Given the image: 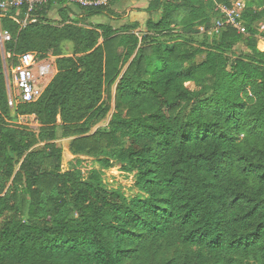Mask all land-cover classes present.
I'll use <instances>...</instances> for the list:
<instances>
[{"label": "trees", "instance_id": "trees-1", "mask_svg": "<svg viewBox=\"0 0 264 264\" xmlns=\"http://www.w3.org/2000/svg\"><path fill=\"white\" fill-rule=\"evenodd\" d=\"M233 1L150 0L159 18L141 38L138 23H87L108 8L72 18L66 1L24 28L12 17L26 9L0 17V264H264V0L249 2L263 10L246 9L245 34L209 37ZM4 52L11 70L29 52L56 58L35 103L10 108ZM60 140L136 173L139 193L65 170Z\"/></svg>", "mask_w": 264, "mask_h": 264}, {"label": "built area", "instance_id": "built-area-1", "mask_svg": "<svg viewBox=\"0 0 264 264\" xmlns=\"http://www.w3.org/2000/svg\"><path fill=\"white\" fill-rule=\"evenodd\" d=\"M60 1H66L71 5L85 9H97L108 8L113 0H0V17L7 16L12 11L19 13L22 9H26L24 19H20L18 16L12 17L17 24L24 28L36 22V20H32L31 15L37 8L49 2L57 3ZM246 9L247 5L243 0H234L230 6H218L217 10L220 18L214 22L208 34L211 36L219 35L228 28L235 29L240 34H245L244 14ZM199 31L201 34L207 33L204 27H200ZM0 39L2 43L3 39L5 42L11 40L8 33L1 31V25ZM11 74L19 104H31L40 99L49 85L46 84L43 88L41 82L47 81L49 78L52 80L57 74V69L53 68L51 63L41 60L38 54L29 52L19 58V63L17 67L12 69ZM6 76L8 80L9 106L10 108H14L17 103L12 98V82L9 80V75Z\"/></svg>", "mask_w": 264, "mask_h": 264}, {"label": "rangeland", "instance_id": "rangeland-1", "mask_svg": "<svg viewBox=\"0 0 264 264\" xmlns=\"http://www.w3.org/2000/svg\"><path fill=\"white\" fill-rule=\"evenodd\" d=\"M150 0H122L116 3H111L108 7V11L106 14L98 15L91 18L87 23L92 25L96 24H106L112 26L116 30H120L125 25H131L134 23H138L140 25L139 30L135 31L137 35L143 37L147 32L146 24L153 17L154 19L159 18V15H151L147 12ZM135 6H139L138 8H133ZM71 8L72 13L70 17L74 18L75 16L82 15L81 11L75 7L74 5L69 6ZM48 19L52 22L59 24L61 21V17L59 15V8L56 6L53 8L49 14ZM263 23V20L261 21ZM211 37V35H208ZM4 39L2 45H4ZM165 46V45H164ZM64 54L72 55L73 54V45L71 43H66L64 46ZM9 56L4 52V60L6 67V75H10L12 82V70L9 67L11 63H9ZM47 63H51L53 68L55 67L56 58L53 55H49L46 59H44ZM9 69H8V67ZM8 69V70H7ZM9 73H8V72ZM53 80V79H52ZM50 78L47 81H42L41 84L43 88L46 84H50L52 81ZM12 93L13 100L16 101V106L11 109H16L19 105V101L17 99L16 88L12 82ZM110 122V117H108L101 126H107ZM13 125H22L25 127H37L39 124L35 117H16L13 119ZM60 145L64 150V169H78L82 171V173L88 177V175L92 171H100L103 173V179L107 183L108 187L113 189H119L123 191L128 197H134L139 192L135 187L136 183V173L128 174L122 171L121 166L117 163L114 164V167L108 170H104L98 159L90 157V156H75L70 151V141L69 140H60Z\"/></svg>", "mask_w": 264, "mask_h": 264}, {"label": "crops", "instance_id": "crops-1", "mask_svg": "<svg viewBox=\"0 0 264 264\" xmlns=\"http://www.w3.org/2000/svg\"><path fill=\"white\" fill-rule=\"evenodd\" d=\"M246 5H247V9L248 11L249 10H257V11H261L263 10L262 7H259V3L257 4H253V5H249V2L253 1V2H256V0H243ZM139 6H135V7H132L133 8H138ZM263 20V23H261V21ZM262 20L256 25L257 27V31H258V35H257V38H258V49L261 51V52H264V18H262Z\"/></svg>", "mask_w": 264, "mask_h": 264}]
</instances>
